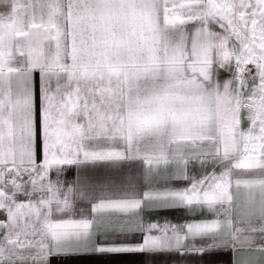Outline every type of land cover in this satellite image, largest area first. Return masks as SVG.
I'll return each mask as SVG.
<instances>
[{"label": "snow or ice", "instance_id": "1", "mask_svg": "<svg viewBox=\"0 0 264 264\" xmlns=\"http://www.w3.org/2000/svg\"><path fill=\"white\" fill-rule=\"evenodd\" d=\"M225 250L264 264V0H0V264Z\"/></svg>", "mask_w": 264, "mask_h": 264}, {"label": "crops", "instance_id": "2", "mask_svg": "<svg viewBox=\"0 0 264 264\" xmlns=\"http://www.w3.org/2000/svg\"><path fill=\"white\" fill-rule=\"evenodd\" d=\"M228 73L222 74V79L228 77ZM143 166L137 162L133 168V171L137 175V179L141 178ZM210 170V169H209ZM197 174L200 173V169H193ZM55 178L53 174V179ZM75 178V168H70L64 179L71 181ZM177 187H182L183 182H175ZM86 202H77V218L79 217L81 209H87ZM146 220L158 221L163 224L166 220L172 223H182L192 217L183 209L172 210H160L146 212ZM198 218V217H197ZM232 254L227 250L220 255H206L204 257L194 255L181 256L178 253H159L154 255H135V256H118V257H100V256H69L59 257L52 260V264H232Z\"/></svg>", "mask_w": 264, "mask_h": 264}]
</instances>
